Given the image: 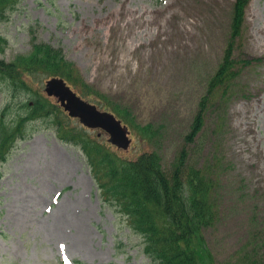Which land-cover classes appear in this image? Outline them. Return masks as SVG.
Masks as SVG:
<instances>
[{"label": "rangeland", "instance_id": "374dc122", "mask_svg": "<svg viewBox=\"0 0 264 264\" xmlns=\"http://www.w3.org/2000/svg\"><path fill=\"white\" fill-rule=\"evenodd\" d=\"M233 1L20 0L0 22V56L26 53L32 37L60 47L93 90L139 126L162 127L151 145L130 129L129 148L110 149L126 159L155 149L167 170L223 58ZM234 46L236 76L224 102L214 93L188 161L214 163L221 177L219 221L205 233L217 261L264 264V0L250 1ZM8 100L0 84V107ZM27 126L0 167V264H151L142 237L100 199L80 146L47 119Z\"/></svg>", "mask_w": 264, "mask_h": 264}, {"label": "trees", "instance_id": "16d2710c", "mask_svg": "<svg viewBox=\"0 0 264 264\" xmlns=\"http://www.w3.org/2000/svg\"><path fill=\"white\" fill-rule=\"evenodd\" d=\"M19 1L0 0V22L7 19ZM249 2H232L230 33L223 58L207 81L206 92L169 169H163L161 156L155 149L141 151L134 159L121 158L107 141L89 138L81 133L82 127L71 125L61 107L45 95L41 85L35 88L34 84L39 86L51 76L62 77L81 96L113 112L148 145L158 139L162 128L151 123L139 126L127 109L93 90L60 47L36 41L35 37L26 53L10 61L0 56V84L9 94V100L0 107V167L17 140L29 137L27 125L47 119L54 123L60 140L83 150L100 197L115 206L126 217L129 227L143 238V250L151 264H231L217 261L205 236L219 221L221 177L214 163L190 164L188 145L201 132L216 98L221 99L219 102L226 100L228 85L236 76L234 40L240 38L244 29ZM6 45L7 40L0 35V53ZM219 90L215 98L214 93ZM16 100L18 109L13 111L11 104Z\"/></svg>", "mask_w": 264, "mask_h": 264}, {"label": "water", "instance_id": "95a60500", "mask_svg": "<svg viewBox=\"0 0 264 264\" xmlns=\"http://www.w3.org/2000/svg\"><path fill=\"white\" fill-rule=\"evenodd\" d=\"M44 91L57 102L71 117H76L89 128H101L108 134V141L121 149H127L131 139L129 130L121 120L106 110H101L80 97L66 82L59 77L46 79Z\"/></svg>", "mask_w": 264, "mask_h": 264}, {"label": "bare ground", "instance_id": "6f19581e", "mask_svg": "<svg viewBox=\"0 0 264 264\" xmlns=\"http://www.w3.org/2000/svg\"><path fill=\"white\" fill-rule=\"evenodd\" d=\"M123 61V60H122ZM124 64H128L129 63V60H125L123 61Z\"/></svg>", "mask_w": 264, "mask_h": 264}]
</instances>
